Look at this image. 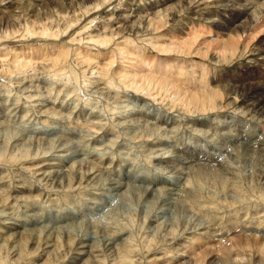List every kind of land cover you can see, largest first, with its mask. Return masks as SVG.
Instances as JSON below:
<instances>
[{
	"label": "rangeland",
	"instance_id": "rangeland-1",
	"mask_svg": "<svg viewBox=\"0 0 264 264\" xmlns=\"http://www.w3.org/2000/svg\"><path fill=\"white\" fill-rule=\"evenodd\" d=\"M201 1L204 2L205 11H200L198 13L200 16H197V13L193 15L192 7H188L187 4H185L186 7L185 5L179 6V2L166 4L169 6V12L170 10L176 12V18L169 20V16H174L173 13L161 10L160 15L163 17L159 15V19L165 18L164 22H167L168 19L169 23L162 25L159 29L153 25L155 22L151 24L148 20L151 18L150 15L148 16V8L158 0H0V147L2 145L6 147H4L6 152L3 151V146L0 148V239L2 240H0V264H148L155 260L157 252L164 251L170 246L171 241L175 240L174 237L178 238L183 235L181 234L183 228L184 231L196 230L202 226L211 228L216 226L215 228L221 229L226 224L235 226L231 225L234 224V220L246 224L254 218L264 216V180H262L264 153L245 145H240V149L242 147L240 150L238 146L227 142L224 134L221 135L222 125H227L232 130L250 126L259 128L264 133V115L258 109L247 110L245 108L246 101L251 97L247 91L263 89V86L258 82L260 80L264 82V79L260 78L263 77L261 75L264 74V68L258 64L264 61V0H260L259 3L256 1L257 3L253 4L254 7L250 10L252 11L261 4L259 13L262 17L259 23L243 36L234 55L228 54V57H222L221 60L220 58L213 59L219 55L213 42L217 38L226 39L227 35L223 34L224 32H221L213 22L217 15L226 14L228 6L225 4L230 0H223L225 4L222 0ZM238 1L232 0V3L234 2V6L240 9L242 6ZM240 1L241 4L248 3L246 0ZM134 5L141 11L137 14L138 17L140 16L139 18L137 16L129 17L132 21L138 18L135 23H140L135 25L136 30L127 28L129 24H132V21L120 23L123 16H119V19L118 16L111 15L114 7H118L122 12L129 6L135 8ZM210 5L211 7H209ZM219 5H223V8ZM163 8L166 7H160V9ZM237 11H233L234 14L231 13L230 16H236ZM205 12L206 14H203ZM141 16H144L143 19ZM146 20L147 22H144ZM115 27L117 28L115 29ZM143 30L148 33L145 34ZM117 31L119 34H114ZM121 31H123V36ZM137 31L141 33L138 34ZM169 31L183 38L197 35L200 37L197 45H201V47L213 45L209 47V54L206 57L192 54L191 56L186 55L182 59L185 63L194 64L190 71L198 67L196 65L198 61L205 62L206 66L211 68L210 75L215 80L212 79L210 86L207 85L204 90L193 89L197 94L200 93L199 95L203 92H210L211 88L219 89L222 94L224 93V96L221 94L223 98L220 99L225 105L224 108L219 107L200 112L191 111L190 114L188 110L178 104L179 102L173 103L169 95L164 92L160 94L155 89L158 92L155 98L145 96L143 93L141 95L133 90L125 92L120 87H114V89H119L118 92L122 95H117V93L102 94L100 92L105 89H96V84L93 82H107L110 85L109 81H113V78L116 77L114 71L118 61H114L115 63L112 65L111 60L118 52V45H124L127 37L133 39V34L134 37L136 35L135 42H138L139 46L145 47V52L149 56L167 57L170 54L154 48L150 39L158 32L168 33ZM99 32L104 35L111 34V36L114 34L112 42L108 46L95 41L98 37L95 34H99ZM128 32L131 33V36L127 34ZM143 41H146V44ZM30 47L42 48L43 51L34 53L31 66L20 67L21 61L19 60L22 57L19 59L18 56L23 50L24 53L27 50L25 54L30 53ZM114 51L115 54H112ZM59 55L62 57V61L58 65H54L52 59ZM25 56L23 55V57ZM85 57H88L89 60H86ZM182 59L179 58V60ZM216 60L220 61L216 62ZM107 64H110L108 68ZM100 71L105 72V79L99 75ZM58 73L60 74L58 77L53 76ZM36 76L52 79L51 82L54 84L42 87L35 92V95H38L36 97L38 101L36 98H28V92L19 87L21 84L19 82L23 79ZM253 82L257 85H253ZM101 85L105 86V84ZM127 92L129 97L124 96ZM229 95L236 97L237 102L228 105ZM39 96H41V101H39ZM45 99L50 100L54 107L49 105L53 111L50 109L51 111L48 112L50 115L48 114L49 116L41 123L38 117L40 110L37 105L35 107V104L43 103ZM5 102L6 106H9L8 109H12L11 113L2 109ZM19 110L22 112H18ZM141 111H150L158 115H173L174 123L165 130L155 129L158 131V135L153 136L154 138L148 134L149 137L145 136L146 133L157 134V131L147 123L144 124L145 127L139 126L141 130L136 127L135 112ZM93 114L95 117L92 116ZM96 114L101 120L100 124L96 123ZM202 117L209 118L211 122L210 127H206L203 132L199 130L201 127L197 124ZM143 128L147 131L142 130ZM35 130L42 132V136H37ZM150 137L153 138L152 140L156 138L164 143L161 147L166 151V155L187 145L194 153H209L216 156L223 169L215 164L214 167L212 166L209 176L207 175L203 179L199 178L203 183L196 182L198 181V177L195 176L196 168L187 169L181 166L180 169V164H176L175 170H172L167 168L166 163L156 162L153 155L147 150L150 148L148 145V140L151 141ZM32 141L33 144L30 145ZM7 148H11V150ZM55 150L57 151L55 152ZM26 151H29L33 158H22ZM173 152L172 154H175ZM182 154L178 153V155ZM174 165L175 163H173ZM179 169H183L184 172ZM65 170L73 171L75 176L70 178L71 183L65 182V186L62 183L60 187L53 177V173L55 171V173H61ZM44 172L47 173V176L42 174ZM49 172L52 174L50 175ZM89 173L91 174L89 175ZM83 176L93 177V179L85 177L81 180ZM167 177L171 183L175 184V188L182 192L180 194L183 197L180 196V202L182 201L181 203L185 206H183L184 208L178 206L177 212L175 207L174 209L171 207L174 199L172 194H168L167 187L169 188V186H163L162 191L160 189V192L156 193L154 191L157 190L152 188L148 181L152 178L160 180V178ZM208 177L210 178L208 179ZM117 183H121L123 189L128 187L126 190L134 195L129 204L117 202L119 193L113 189ZM19 185L32 190L38 186L41 191L30 193V197L28 192L23 193L24 196H22V193H17L16 188L19 189ZM164 200L171 202L169 207H166L167 205L162 207ZM148 202L150 205L152 203V207L156 206L153 208L154 210L149 208ZM30 208L34 209L32 213L36 212L34 213L36 217L38 215L46 216L49 213L54 216V214L73 210L79 211L80 216L74 219L71 224L61 223L59 225L50 222L45 228L43 227L44 230L35 228L31 232L29 231L31 235L29 234L28 237L25 236L19 241L17 238L14 239V236L11 238L9 235H5V232L2 233V230L5 231V229L1 227V224L6 220L18 219L29 222L31 220ZM164 211L167 213L165 212V214ZM145 214L148 215L145 216ZM179 222H182L181 226ZM59 230H63L61 233L65 234H69L68 230H70V242L64 238L65 234L63 238L62 236L61 238L57 237L56 232ZM216 233H221V230ZM239 233L242 234L241 230L236 229L229 237H237ZM112 239H116L115 246L108 245L110 241H113ZM123 248L129 250L128 253ZM80 258L81 260H79ZM155 262L157 260L152 263Z\"/></svg>",
	"mask_w": 264,
	"mask_h": 264
},
{
	"label": "bare ground",
	"instance_id": "bare-ground-1",
	"mask_svg": "<svg viewBox=\"0 0 264 264\" xmlns=\"http://www.w3.org/2000/svg\"><path fill=\"white\" fill-rule=\"evenodd\" d=\"M195 1V2H194ZM229 1V0H228ZM245 1V0H244ZM248 1V3H242L239 0L238 2L240 3L239 5L242 6L240 9L236 8V6H234V2L232 3V0H230V2H228L227 4H225V2H222L228 6V8L226 9L227 12L226 14L222 13L220 16L217 15V18L214 19L215 25H217V27L221 30V32H224L223 34L227 35V38H221L220 39H214L213 44L216 46V50L219 52V55H217L216 57H212L213 59H222V57L226 58L228 57V54L230 55H234L238 48H239V44L242 41L241 39L243 38V36L245 34H247L248 31H250L251 29H253L260 21L261 19V14L259 13L260 11V5L256 8H254L252 11H250L254 5L258 2H260V0H246V2ZM257 1V2H256ZM169 2H171L170 4H173L174 2H179V6L180 5H185L187 4L188 7H192L191 12H193L195 15V13H197V16L200 14H198L200 11L204 10L203 4L204 2H202L201 0H158V2H153L151 4V7L148 8V16L150 15L151 18H146L149 20V22L155 26V28H159L162 25H165L166 23L168 24V19L167 22H164L165 18L163 20L159 19L160 12L163 11H168L169 6L166 5ZM207 2V1H206ZM209 3V1H208ZM130 4V3H129ZM169 4V5H170ZM254 4V5H253ZM209 5V4H208ZM207 5V6H208ZM253 5V6H250ZM168 6V7H167ZM177 6V5H176ZM178 6V7H179ZM221 6V5H219ZM223 6V5H222ZM221 6V7H222ZM135 8L129 6L127 7L124 11L120 12L118 7H114L112 9V13L111 15L113 16H123V20L121 19L120 23H129L132 20L129 19L130 16H137L138 13H140L141 11H139L136 6L134 5ZM148 7V6H147ZM160 7H166L163 9H160ZM186 7V5H185ZM211 7V5L209 6ZM215 7V6H214ZM225 7V6H224ZM174 8V7H173ZM206 8V7H205ZM223 8V7H222ZM171 9V8H170ZM169 9V10H170ZM191 9V8H190ZM189 9V10H190ZM16 10V9H15ZM207 10V8H206ZM237 11V15L236 16H230V14L232 13V15L234 14L233 11ZM205 11V10H204ZM211 11V10H210ZM229 11V12H228ZM2 12V11H1ZM169 12V11H168ZM174 16H169V20L176 18L175 14L176 12L171 11ZM169 12V13H170ZM190 12V11H189ZM179 13V12H178ZM210 13V12H209ZM228 13V14H227ZM188 14V12H187ZM203 14H206L203 13ZM212 14V13H211ZM142 15V14H141ZM160 15V16H159ZM178 15V14H177ZM225 15V16H224ZM152 16H154L152 18ZM192 16V15H191ZM138 17V16H137ZM140 17V16H139ZM138 17V18H139ZM142 17V16H141ZM144 17V16H143ZM142 17V19H143ZM147 17V15H146ZM163 17V16H161ZM9 18V17H8ZM134 18V17H133ZM132 18V19H133ZM137 18V19H138ZM189 18V17H188ZM191 18V17H190ZM189 18V19H190ZM3 19V18H2ZM120 19V18H119ZM118 19V20H119ZM137 19L131 22L132 24H129V26L127 28H131L132 30L135 29V25L139 24L140 22H138L137 24L135 23L137 21ZM157 19V20H156ZM194 19V18H193ZM197 19V17H196ZM211 19V18H210ZM213 19V18H212ZM111 18H110V22H111ZM140 20V19H139ZM109 22V21H108ZM107 22V23H108ZM114 22V21H113ZM143 22V21H142ZM144 22H147L144 21ZM117 23V22H116ZM113 25V24H112ZM119 25V24H118ZM144 25V24H143ZM120 26V25H119ZM146 26V25H144ZM187 26V25H186ZM118 27V26H117ZM115 27V29L117 28ZM138 27V26H137ZM136 27V28H137ZM140 27V26H139ZM148 27V26H147ZM119 28V27H118ZM123 28V27H122ZM142 28V27H140ZM151 28V27H150ZM128 29V30H129ZM158 29V30H159ZM131 30V31H132ZM136 30V29H135ZM141 30V29H140ZM156 30V29H155ZM100 31V28H99ZM104 31V29H103ZM114 31V30H112ZM116 31V30H115ZM126 31V30H123ZM123 31L122 32V36H123ZM144 31V30H143ZM147 31V30H146ZM154 31V30H153ZM152 31V32H153ZM162 31V30H161ZM107 32V30H106ZM130 32V31H129ZM129 32L127 34H129ZM138 34L141 33L140 31H137ZM145 32V31H144ZM150 32V31H149ZM184 32V31H183ZM148 32H145V34ZM159 33V34H158ZM156 35H154V37H152L150 39L152 46H154V48H156L157 50H159L160 52H166L169 53L170 56L167 57H160V56H149L148 54H146L145 52V47L143 46H139L138 42H135V37L133 34V39L127 37L128 39H126L125 43H123L124 45L119 44L118 45V52L115 51L112 54H115V56L113 57L111 55L112 58V62L111 64L114 65V61H118V65L115 67V71H114V75L116 76L115 78H113V81H109L110 85L107 84V82L104 83H99V82H93L96 84V89H102L104 91L100 92L102 94H109V93H117V95H122V93H119V89L116 90L114 89V87H120L123 88V90L126 91H135L136 93H142L145 96H153L154 98L157 97L156 93H160L164 92L167 95L170 96L171 101L173 103H177L181 105V107H183L184 109L188 110V112L190 113L191 111H209L212 109H217L219 107H225L223 101H221L220 99L223 98L222 95L224 96V93L222 94L221 91L219 89H214L211 88L210 92L205 93L203 92L201 95L197 94L193 89V88H199L201 90L206 89L207 85L210 86V82L213 80H215L211 75H210V71L211 68H209V66H206L207 64L203 61H198L197 62V68L192 69V71H190L191 67L194 65L193 63L191 64V62L185 63L183 61L182 58H184V56H191L192 54H198L200 56H207L209 54V47L213 46V45H208V47H201V45H197V43L200 40V37H198L197 35L194 36H189L190 38H183L180 35H176L174 34V32L169 31L168 33H163V32H158ZM194 33V32H193ZM114 34H119L118 31L117 33L114 32ZM114 34H112V36H114ZM131 34V33H130ZM129 34V35H130ZM137 34V35H138ZM144 34V35H145ZM153 34V33H152ZM96 36H100L99 38L97 37V39L95 40L96 42L108 46V44L110 42H112V36L111 34H107L104 35L102 33L99 32V34H95ZM102 35L103 38H102ZM126 35V34H125ZM124 35V37H125ZM191 35V34H188ZM131 36V35H130ZM146 36V35H145ZM184 36V35H183ZM220 36V35H219ZM223 36V35H221ZM144 37V36H143ZM142 38V36H141ZM220 38V37H219ZM120 39V38H119ZM123 39V38H122ZM121 40V39H120ZM123 41V40H122ZM144 42V41H143ZM146 42V41H145ZM144 42V43H145ZM204 42V41H203ZM114 43V41H113ZM117 43V42H116ZM115 44V43H114ZM146 44V43H145ZM149 44V43H148ZM210 44V43H209ZM212 44V42H211ZM143 45V44H142ZM204 45V44H202ZM112 46V45H111ZM114 47V46H113ZM53 49L55 47H52ZM102 48V47H101ZM213 48V47H212ZM49 49V48H48ZM113 49V48H111ZM110 50V49H109ZM29 51H31L30 53L26 52L24 53V50L21 51L20 55L18 56L19 59L20 57H22V59H20L19 61H21L19 63L20 67H28L31 66L30 64L33 63V58L35 56V52L37 51H43L42 48H29ZM34 54V55H33ZM41 54V53H40ZM168 54V55H169ZM175 54H179L178 56H173ZM23 55L25 57H23ZM229 55V56H230ZM53 56V55H52ZM179 58H181L182 60H179ZM86 60H89L88 57H85ZM220 60H216V62H219ZM224 60V59H223ZM222 60V61H223ZM62 61V57L59 55L58 57H53L52 62L54 65H58L59 63H61ZM221 61V62H222ZM33 65V64H32ZM195 65V66H196ZM261 68H264V61L260 64H258ZM18 66V67H19ZM106 66V65H105ZM110 66V64H107V68ZM113 67V66H112ZM105 70V67H103ZM114 68V67H113ZM21 69V68H20ZM101 69V68H100ZM110 69V68H109ZM51 71V70H50ZM101 72V71H100ZM103 72V71H102ZM100 73L99 75H101L102 78H104L105 76V72L104 73ZM112 72V71H111ZM107 73V70H106ZM199 73V74H198ZM60 75L58 74H54L53 76H57ZM63 75V74H62ZM107 75V74H106ZM52 76V77H53ZM108 76V75H107ZM260 78L264 79V74H262ZM51 77V78H52ZM98 77V75H97ZM257 77V76H256ZM29 78V77H28ZM100 78V77H99ZM101 79V78H100ZM105 79V78H104ZM52 79H49L47 77H32L30 79H23L20 84L19 87H22L23 89H25L28 93H27V97L28 98H36L37 96L35 95V92L39 91L42 87L45 86H52L54 85L51 82ZM218 80V79H217ZM247 80V79H246ZM20 81V80H19ZM92 83V82H91ZM259 85L263 86V89L260 90H255V91H247L248 94L250 93L251 97L246 101L245 103V108H247V110L249 109H253L256 110L258 109L259 112L264 115V82H258ZM101 84H105V86H102ZM212 84V83H211ZM107 85V86H106ZM189 85V86H188ZM194 85V86H193ZM218 85V84H217ZM236 85V84H235ZM253 85H257L256 83ZM196 86V87H195ZM240 86V85H239ZM260 87V86H259ZM113 88V89H111ZM257 88V87H256ZM45 89V88H44ZM157 91H155V90ZM254 89V88H253ZM95 90V89H94ZM248 90V89H247ZM61 91V90H60ZM41 92V91H40ZM131 93V92H130ZM162 93V94H164ZM127 93H125V97H129V95H127ZM159 94V95H160ZM165 94V95H166ZM222 94V95H221ZM35 96V97H34ZM49 96V95H48ZM131 96V95H130ZM39 96V101L40 100ZM105 97V96H104ZM168 97V96H167ZM166 97V98H167ZM117 98V97H116ZM140 98V97H139ZM35 100V99H34ZM36 100L38 101V99L36 98ZM118 100V99H117ZM227 100H229L228 105L229 104H233L236 103L237 99L236 97H232V95H229ZM246 100V99H245ZM6 101V100H5ZM48 101V103H47ZM7 102V101H6ZM6 102L5 104H3L2 109L8 112H12V109H8L9 106H6ZM161 102V101H160ZM169 102V101H168ZM142 103V101H141ZM51 104L50 100L45 99V102L43 103H36L35 107L37 105V108L40 110V114H39V118H40V122L42 123V121L44 122L45 118L48 117L50 114L48 113L49 110L51 109L49 107V105ZM34 105V104H33ZM53 107L54 105L51 104ZM141 107V106H140ZM13 108V107H12ZM67 108V107H66ZM122 108V107H121ZM53 109V108H52ZM51 109V110H52ZM90 109V108H89ZM143 109V108H142ZM177 109V108H176ZM50 110V111H51ZM130 110V109H129ZM135 110V109H134ZM140 110V109H139ZM24 111V110H23ZM38 111V110H37ZM53 111V110H52ZM234 111V110H233ZM18 112H22L21 110H19ZM83 112V111H82ZM55 114V112H53ZM58 113V112H57ZM56 113V114H57ZM97 113V112H96ZM132 113V112H131ZM134 113V112H133ZM183 113V112H182ZM17 114V113H16ZM49 114V115H48ZM62 114V113H61ZM91 114V113H90ZM98 114V113H97ZM96 114V123L100 124L101 120H99V116ZM168 114V113H167ZM171 114V112H170ZM188 114V113H187ZM191 114V113H190ZM188 114V115H190ZM198 114V113H197ZM135 115L137 116L135 119V123H136V127H139L140 125H143V127H145L146 125L144 124H149L148 126H151L152 129H166L168 126L172 125L174 122V116L172 115H158L157 113H153V112H135ZM194 115V113H193ZM196 115V114H195ZM230 115V114H228ZM93 117H95V115H92ZM191 116V115H190ZM238 116V115H237ZM60 117V116H59ZM219 117V116H218ZM17 119V118H16ZM253 120V119H252ZM39 121V120H38ZM37 121V122H38ZM215 121V120H214ZM260 121V120H259ZM262 121V120H261ZM220 122V121H219ZM47 123V122H46ZM45 123V124H46ZM50 123V122H49ZM129 123V122H128ZM131 123V122H130ZM134 124V122H132ZM214 123V122H213ZM39 124V123H38ZM201 128H199V130H203L206 127H210L211 122L209 120V118L207 117H202V119H200L197 123ZM223 124V123H222ZM44 125V123H43ZM214 125V124H213ZM47 126V125H46ZM128 126V125H126ZM132 126V125H131ZM147 126V128H148ZM192 126V125H191ZM216 126V125H215ZM224 126V127H223ZM238 126V125H237ZM42 127V126H41ZM44 127V126H43ZM129 127V126H128ZM135 127V128H136ZM212 127V126H211ZM214 127V126H213ZM140 128V127H139ZM171 128V127H170ZM191 128V127H190ZM193 128H195L193 126ZM220 128V127H219ZM37 130V128H34ZM39 129V128H38ZM42 129V128H41ZM46 129V128H45ZM75 129V128H74ZM124 129V128H123ZM172 129V128H171ZM216 129V128H215ZM34 131L37 136H42V132L39 131ZM40 130V129H39ZM141 130V128H140ZM144 130V128L142 129ZM196 130V129H195ZM222 130L223 132H221L224 136H225V140L227 142L232 143L234 146H238L240 149V145H245L247 147L253 148L254 150H258L260 152L264 153V133L261 132V130L258 128H253V127H246L243 126L241 128H237L235 130L229 129V126L227 125H222ZM42 131V130H41ZM44 131V130H43ZM48 131V130H47ZM51 131V130H50ZM137 131V130H136ZM145 131V130H144ZM147 131V129H146ZM145 131V132H146ZM149 131V130H148ZM157 131V130H155ZM197 131V130H196ZM74 132V131H73ZM154 132V131H153ZM163 132V131H162ZM48 133V132H47ZM144 133V132H143ZM169 133V132H168ZM24 134V133H23ZM49 134V133H48ZM75 134V133H74ZM145 134V133H144ZM150 135L151 137L153 136H157L158 135V131L157 134L152 135L151 133H146V135ZM161 134V133H160ZM141 135V133H140ZM147 135V136H148ZM205 135V134H204ZM165 136V135H163ZM206 136V135H205ZM45 137V136H44ZM144 137V136H143ZM149 137V136H148ZM147 137V138H148ZM150 137V140H148V145H150V148H148L147 150H149V152L153 155V159L158 162V163H166L167 168H171L172 170H175V166L176 164H180V169L181 166H184L187 169L190 168H196V174L195 176H197V180L196 182H201L200 179H203L205 177H207V175L209 176L210 173L212 172V166L215 165L217 166V164L219 165L220 169L222 167V164L219 163V159L216 158V156L211 155L209 153H200V152H195L192 151V149L189 146H183V147H179L177 149H175V154H169L166 155L167 153H165L166 151L163 150V148L161 147V145H163L164 143L160 142L159 140H156V138L154 140H152ZM5 138V137H4ZM40 138V137H39ZM137 138V137H136ZM34 139V138H33ZM41 139V138H40ZM44 139V138H43ZM56 139V138H55ZM210 139V138H209ZM5 140V139H4ZM38 140V139H37ZM36 140V142H37ZM58 140V139H57ZM56 140V141H57ZM137 140V139H136ZM12 141V140H11ZM18 141V140H15ZM22 141V140H21ZM24 141V140H23ZM22 141V142H23ZM29 141V139H28ZM40 141V140H39ZM55 141V142H56ZM60 141V140H59ZM213 141V140H212ZM216 141V140H215ZM2 142V141H1ZM43 142V141H42ZM15 143V142H14ZM35 143V142H34ZM41 143V142H39ZM46 143V142H45ZM57 143V142H56ZM102 143V141H101ZM24 144V143H23ZM33 144V141L30 142V145ZM43 144V143H42ZM60 144V143H59ZM99 144V143H98ZM172 144V143H171ZM63 145V144H62ZM213 145V144H212ZM3 146V145H2ZM2 146L0 148H2ZM9 147H11L10 145H8ZM52 146V145H51ZM60 146V145H58ZM220 146V145H219ZM222 146V145H221ZM5 146H3L4 148ZM21 147V146H20ZM57 147V146H56ZM62 147V146H60ZM233 147V146H231ZM244 147V146H243ZM6 148V147H5ZM5 148L3 151H5ZM22 148V147H21ZM41 148V147H40ZM50 148V147H49ZM67 148V147H66ZM224 148V147H223ZM249 148V149H250ZM10 149L11 148H7ZM51 149V148H50ZM54 149V148H53ZM58 150H60L57 147ZM65 149V148H64ZM231 149V148H230ZM234 149V148H233ZM242 149V147H241ZM240 149V150H241ZM252 149V151H254ZM13 150V149H12ZM19 150V149H18ZM23 150H26L23 148ZM67 150V149H66ZM171 150V149H170ZM218 150V149H217ZM220 150V149H219ZM225 150V149H224ZM251 150V149H250ZM15 151V150H14ZM57 150H55L56 152ZM61 151V150H60ZM215 151V150H214ZM229 151V150H228ZM6 152V151H5ZM23 152V151H22ZM65 152V151H64ZM67 152V151H66ZM65 152V153H66ZM235 152V150H234ZM238 152V150H237ZM249 152V150H248ZM40 153V152H39ZM53 153V152H52ZM65 153H62L63 155H65ZM177 153V155H176ZM178 153H183L182 155H178ZM224 153V152H223ZM6 154V153H5ZM227 154L230 155V153L227 152ZM233 154V153H232ZM2 155V154H1ZM4 155V154H3ZM34 155V153H33ZM71 155V154H70ZM234 155V154H233ZM232 155V156H233ZM46 156V155H45ZM59 156V155H58ZM259 156V155H258ZM2 157V156H1ZM16 157V156H15ZM22 157V156H21ZM20 157V158H21ZM26 157L27 159H30V157H32L31 153H29V151H26L23 154L24 158ZM50 157V156H49ZM152 157V156H151ZM218 157V156H217ZM33 158V157H32ZM65 158V157H64ZM26 159V160H27ZM43 159V158H42ZM224 160V159H223ZM172 163V165H171ZM173 163H175V165L173 166ZM34 164V163H33ZM53 165V164H52ZM92 167V165H90ZM198 166V167H196ZM224 166V165H223ZM89 167V166H88ZM164 167V165H163ZM214 167V166H213ZM218 167V166H217ZM225 167V166H224ZM27 168V167H26ZM36 168V167H33ZM31 168V169H33ZM162 168V167H161ZM29 169V168H28ZM39 169V168H38ZM72 169V168H71ZM93 169V168H92ZM100 169V168H99ZM166 169V168H164ZM179 169V170H180ZM214 169V168H213ZM67 170V169H66ZM63 171L61 173H53L54 174V178L55 180L59 183L60 187L62 186V183L64 185L65 182H70V178H73V176H75L73 171ZM70 170V168H69ZM171 170V171H172ZM178 170V169H177ZM219 170V169H217ZM24 171V170H23ZM53 171V170H52ZM180 171H183L180 170ZM188 172V170H186ZM192 171V170H191ZM195 171V170H194ZM193 171V172H194ZM221 171V170H220ZM80 172V171H77ZM86 172V171H84ZM184 172V171H183ZM190 172V171H189ZM215 172V170H214ZM219 172V171H218ZM217 172V173H218ZM81 173V172H80ZM172 173V172H171ZM179 173V172H178ZM216 173V172H215ZM43 175L47 176V173L44 172L42 173ZM49 174L51 175L52 173L49 172ZM48 174V176H49ZM91 173H89L90 175ZM192 174V173H191ZM194 174V173H193ZM219 174V173H218ZM23 175V174H22ZM42 175V176H43ZM84 175V174H83ZM215 175V174H214ZM92 176V175H91ZM94 176V175H93ZM181 176V175H180ZM183 176V175H182ZM194 176V175H193ZM213 176V175H212ZM24 177V176H23ZM41 177V176H40ZM51 177V176H50ZM49 177V178H50ZM87 178H91V180L93 179V177H88L85 176ZM84 176L81 177V180L85 178ZM163 177V176H162ZM216 177V176H215ZM25 178V177H24ZM77 178V177H75ZM86 178V179H87ZM210 177H208L209 179ZM37 179V177H36ZM52 179V178H51ZM85 179V180H86ZM195 179V178H194ZM90 180V179H89ZM111 180V179H110ZM262 180H264V173H263V178ZM45 181V180H44ZM54 181V180H53ZM150 182V184L152 185V188H154L157 191H154L156 193L160 192L159 190L165 186H169V188L167 187L168 190V194H172L173 195V199L174 201H172L171 207H175V211H178V206H185L180 202V196L182 194V192H180V190H177V188H175V184L171 183L167 178H160V180L157 179H149L148 180ZM205 181V180H204ZM217 181V180H216ZM31 182V181H30ZM51 182V181H49ZM73 182V181H72ZM79 182V181H77ZM83 182V181H82ZM81 182V183H82ZM85 182V181H84ZM91 182V181H90ZM88 182V183H90ZM214 182V181H213ZM250 182V181H249ZM28 183V182H27ZM47 183V182H46ZM71 183V182H70ZM75 183V181H74ZM73 183V184H74ZM203 183V182H201ZM205 183V182H204ZM216 184V183H215ZM34 185V184H33ZM52 185V184H50ZM214 185V184H213ZM264 185V184H263ZM65 186V185H64ZM63 186V187H64ZM108 186V185H107ZM232 186V185H231ZM239 186V185H238ZM17 189V193L21 194L22 196L23 193H29V197H30V193H33L35 191H41L40 187H36L34 190L29 189V188H25L22 185H19ZM33 187V186H31ZM54 187V186H53ZM118 193H119V198L117 200V202H123L124 204H129L134 195L130 192L127 191L126 189L128 188H124L121 185V183H117L115 186H113ZM184 187V186H183ZM130 189V188H129ZM163 189V188H162ZM161 189V191H162ZM12 190V189H11ZM146 191V190H145ZM12 192V191H11ZM147 192V191H146ZM151 192V189H150ZM111 193V192H110ZM113 193V192H112ZM153 195V192H151ZM154 193V194H156ZM13 194V193H12ZM141 194V193H140ZM145 194V193H144ZM143 194V195H144ZM150 194V193H149ZM165 194V193H164ZM193 194V193H192ZM112 195V194H110ZM116 195V194H115ZM118 195V194H117ZM158 195V194H157ZM160 195V194H159ZM167 195V194H166ZM171 195V196H172ZM194 195V194H193ZM18 196V195H16ZM195 196V195H194ZM106 197V196H105ZM113 197V195H112ZM139 197V195H138ZM183 197V196H181ZM17 198V197H16ZM144 198V197H143ZM91 199V198H90ZM98 199V198H97ZM104 199V196H103ZM116 199V198H115ZM183 199V198H182ZM101 200V199H100ZM105 200V199H104ZM179 200V201H177ZM191 200V199H190ZM23 201V200H22ZM187 201V200H186ZM198 201V200H197ZM116 202V203H117ZM180 202V203H179ZM228 202V201H227ZM122 203V204H123ZM146 203V201H145ZM151 203V202H150ZM169 203L171 202H167L166 200H164V202L162 203V207L166 206L169 207ZM208 203V201H207ZM98 204V203H97ZM120 204V203H119ZM149 204V202H148ZM155 204H157L155 202ZM154 204V205H155ZM230 204V203H229ZM114 205V204H113ZM116 205V204H115ZM150 205V204H149ZM194 205V204H193ZM192 205V206H193ZM52 206V205H51ZM222 206V205H221ZM77 207V206H76ZM147 207V206H146ZM156 206L152 207V203L150 205V209H153ZM157 207H159V205H157ZM165 207V209H166ZM160 208V207H159ZM184 208V207H183ZM148 209V208H147ZM156 209V208H155ZM161 209V208H160ZM154 210V209H153ZM169 210V208H168ZM172 210V209H171ZM34 211L33 208L29 209L30 212V221L27 222L25 221H21L18 219H12V220H6L1 224V227L5 229V231L2 230V233L5 232V235H9L11 238L13 237L14 239L17 238V240L19 241L21 238L25 237V236H29V234L31 235V230H34L35 228H45V226H47L50 222H55L56 224H61V223H67V224H71L74 222V219L79 218L80 213L79 211H67L64 212L62 214H54V216H51V214H47L46 216H42L39 217L32 213ZM40 211V210H39ZM158 211V210H157ZM163 211V210H162ZM167 211V210H166ZM164 211V213L166 212ZM186 211V210H185ZM147 212V211H146ZM172 212V211H171ZM187 212V211H186ZM39 213V212H37ZM157 213V212H156ZM161 213V212H160ZM167 213V212H166ZM165 213V214H166ZM40 214V213H39ZM178 214V213H177ZM83 215V214H82ZM148 214H145V216ZM151 215V214H150ZM153 215V214H152ZM186 215V214H185ZM177 216V215H175ZM174 216V218H175ZM180 217V214H179ZM183 218V216H181ZM146 218V217H145ZM247 218V217H246ZM250 218V217H249ZM9 219V218H8ZM152 219V218H151ZM255 219V218H254ZM251 220L249 223L243 224L240 221H236L234 220V224L231 225H235V226H229L228 224L222 226L221 229L219 228H211V227H201L198 228L196 230H186L183 231L181 234H183L181 237L178 236V238L174 237L173 241H171L172 243L170 244V246L166 249L168 250H164V251H159L157 252V257L155 258V260H157V262L152 263V262H148V264H264V216H261L260 218H257L255 220ZM157 220V219H156ZM176 220V218H175ZM151 222V221H149ZM164 222V221H163ZM189 222V221H188ZM233 222V221H231ZM237 222V223H236ZM155 223V222H153ZM165 224V223H164ZM173 224H176L173 222ZM178 224V222H177ZM180 226L182 224V222L180 223ZM58 225V226H59ZM163 225V224H162ZM171 225V224H170ZM52 226V224H51ZM62 226V225H61ZM65 226V224H64ZM74 226V225H73ZM169 226V224H168ZM173 226V225H172ZM177 226V225H175ZM179 226V225H178ZM158 227V226H157ZM183 227V226H182ZM43 228V230H44ZM49 228V227H48ZM54 228V227H53ZM61 228V227H59ZM166 228V227H165ZM164 228V229H165ZM172 228V227H171ZM175 228V227H174ZM55 229V228H54ZM69 229V228H68ZM187 229V227H186ZM193 229V226H192ZM239 229V231L241 230L242 234L239 233V235H237V237L232 236L229 237L234 230ZM52 230V228H51ZM66 230V229H65ZM167 230V229H166ZM221 233L217 234V231H220ZM30 231V232H29ZM116 231V230H115ZM62 231H57L56 235L57 237L63 238V235L65 233H61ZM120 232V231H119ZM53 233V232H52ZM51 233V235H52ZM68 233L70 234V230H68ZM37 234V233H35ZM55 234V233H54ZM69 234H65L66 236L64 238H66V240L68 241L69 239L71 240V235ZM49 235V236H51ZM120 235V234H119ZM125 235V234H124ZM27 236V237H28ZM55 236V235H54ZM104 236V235H103ZM167 236V235H165ZM9 237V238H10ZM26 237V238H27ZM56 237V238H57ZM123 237V236H122ZM3 238V237H2ZM5 238V237H4ZM3 238V239H4ZM7 238V237H6ZM10 238V239H11ZM171 238V237H170ZM236 238V239H235ZM79 239V238H78ZM128 239V238H127ZM1 240V239H0ZM13 240V239H12ZM24 240V239H23ZM51 240V238H50ZM53 240V239H52ZM56 240V239H55ZM69 240V242H70ZM113 240V239H112ZM116 240V239H115ZM115 240L110 241V243L108 244L109 246H115ZM125 240V239H124ZM2 241V240H1ZM63 241V240H61ZM65 241V240H64ZM165 241V240H164ZM4 242V241H3ZM68 243V242H67ZM120 243V242H119ZM128 243V242H127ZM3 245V244H2ZM13 245V244H12ZM47 246V245H46ZM160 246V245H159ZM1 248V245H0ZM115 248V247H114ZM128 248V246H127ZM161 248V247H160ZM218 248V250H217ZM47 249V248H46ZM49 249V248H48ZM124 249V248H123ZM130 249V248H129ZM125 250V249H124ZM131 250V249H130ZM217 250V251H216ZM127 251V249L125 250ZM129 251V250H128ZM127 251V253H128ZM84 252V251H82ZM88 252V251H87ZM114 252V251H113ZM214 252H217L216 254ZM107 253V252H106ZM126 253V252H125ZM81 254V253H79ZM87 254V253H86ZM104 254V253H103ZM124 254V253H123ZM16 255V254H15ZM85 255V253H84ZM129 255V254H128ZM153 255V254H152ZM122 256V255H121ZM123 258V257H122ZM125 258V257H124ZM127 258V257H126ZM99 259V258H98ZM144 259V258H143ZM81 260V258L79 259ZM125 260V259H123ZM133 260V259H132ZM117 263V262H116ZM144 263V262H143ZM12 264V263H11Z\"/></svg>",
	"mask_w": 264,
	"mask_h": 264
}]
</instances>
